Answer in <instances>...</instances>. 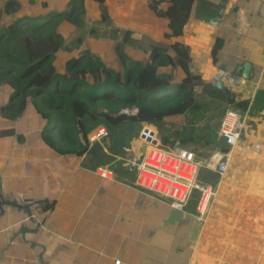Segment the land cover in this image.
Here are the masks:
<instances>
[{
    "label": "crops",
    "instance_id": "0c3cea01",
    "mask_svg": "<svg viewBox=\"0 0 264 264\" xmlns=\"http://www.w3.org/2000/svg\"><path fill=\"white\" fill-rule=\"evenodd\" d=\"M9 1L17 5L4 12L0 29L81 7L82 25L62 18L57 28L66 42L57 53L62 63L89 52L120 71L124 51L152 59L142 48L144 37L169 46L168 21L154 10L155 0H0L2 11ZM178 40L190 47V69L205 84L196 95L207 116L196 134L207 139L216 132L207 158L228 157L207 213L191 200L177 208L138 184L129 161L146 146L131 123L84 119L87 135L80 140L87 150L58 151L31 106L20 118L5 117L9 92L0 88V264H264V110H238L246 125L234 147L217 131L228 108L264 90V0H195ZM169 54L176 57L172 49ZM246 63L252 65L247 78L240 70ZM186 119L148 123V130L163 143L181 139ZM101 127L108 134L91 142Z\"/></svg>",
    "mask_w": 264,
    "mask_h": 264
},
{
    "label": "trees",
    "instance_id": "16d2710c",
    "mask_svg": "<svg viewBox=\"0 0 264 264\" xmlns=\"http://www.w3.org/2000/svg\"><path fill=\"white\" fill-rule=\"evenodd\" d=\"M194 4L195 0H155L154 10L168 21L164 37L171 44L161 46L144 37L142 48L152 59L144 62L122 54L123 70L120 71L89 52L71 58L65 65V73L59 71L56 55L63 37L57 28L62 18L82 25L80 6L61 15L22 18L3 26L0 29V88L9 92L5 117L20 118L31 106L46 122L44 136L58 151L87 150V144L80 140V135H87L84 119L110 125L154 124L187 115L186 127L190 134L180 139V144L193 142L196 125L203 123L207 116L200 109L196 95V90L205 84L190 69V47L178 39L184 34ZM12 5L17 3L9 1L4 11L0 9V20L4 12L14 9ZM216 48L220 50L221 40ZM170 49L176 57L169 54ZM161 65H170L173 69L162 75ZM176 68L183 73L181 80L177 78ZM233 107L242 112L248 110L251 115L260 113L264 110V90L258 91L252 101L243 100ZM126 108H135V111H122ZM176 143L171 141L173 145ZM209 173L213 180L207 179L206 185H216L220 175L207 171V176Z\"/></svg>",
    "mask_w": 264,
    "mask_h": 264
},
{
    "label": "built area",
    "instance_id": "2783aa9c",
    "mask_svg": "<svg viewBox=\"0 0 264 264\" xmlns=\"http://www.w3.org/2000/svg\"><path fill=\"white\" fill-rule=\"evenodd\" d=\"M240 19L245 23L246 13L239 12ZM245 119L239 111L228 108L219 128V135L225 142L234 147L245 129ZM108 134L105 127L99 128L90 138L91 142ZM130 168L138 175V184L148 191L155 192L169 198L178 208H184L191 200L194 192H199L198 211L205 215L217 195V191L210 186H204L199 181L203 168L201 161L193 150L177 148L168 151L151 144L141 156H135L130 161ZM228 167L227 162L218 163V171L224 175ZM101 175L106 176L105 173ZM207 210V211H206ZM116 261V264H119Z\"/></svg>",
    "mask_w": 264,
    "mask_h": 264
},
{
    "label": "rangeland",
    "instance_id": "374dc122",
    "mask_svg": "<svg viewBox=\"0 0 264 264\" xmlns=\"http://www.w3.org/2000/svg\"><path fill=\"white\" fill-rule=\"evenodd\" d=\"M138 27H141L140 26V24L138 23ZM73 43V42H72ZM71 43V44H72ZM169 44H171V42H169ZM62 45H64V47L66 46V42L65 41H63V43H62ZM62 45H61V47H62ZM61 50V49H60ZM145 53V52H144ZM122 54H126V51H124ZM146 54V53H145ZM147 55V54H146ZM148 56V55H147ZM99 57H101V56H99ZM102 59H103V57H101ZM131 58H135V59H142L144 62H146V61H148V59L146 58V56H144V55H142V58H140V57H131ZM121 59H122V57H121ZM56 60H57V63H58V65H59V71L60 72H64L65 73V65H66V63L70 60V59H68L67 60V62H65V63H62L63 62V58H61V57H58V55H56ZM104 60V59H103ZM105 62V64L107 65V66H110V67H112V68H114V69H116V66L117 65H114V64H112V63H107L106 61H104ZM165 69H166V71H161V73H165V74H167V73H170L171 71H172V69H173V67L172 66H165ZM117 70V69H116ZM168 70V71H167ZM176 74H177V78L179 79V80H181L182 78H183V74H182V71H181V69L180 68H176ZM198 90V89H197ZM196 90V91H197ZM199 90H201V87H199ZM233 108V107H232ZM235 109V108H234ZM237 110V109H236ZM122 111H124V112H130V111H135V108H126V109H123ZM226 113V112H225ZM187 116V115H186ZM187 120H188V117H187V119H186V122H181L182 124H185L186 126H187ZM206 120V119H205ZM172 121V120H171ZM205 122V121H204ZM203 122V123H204ZM211 122L212 123H217V122H219V119L217 118V117H215V116H213L212 117V119H211ZM203 123H200V124H197L196 125V127L198 126V125H201V124H203ZM215 124H213V125H215ZM130 126L132 127V129L134 130V131H136V132H139L140 134H139V136L138 137H140L141 136V133H142V140H141V144L142 145H144V146H146L145 147V150L147 149V147H150L151 146V144H153L151 141H148V139L146 138V137H148V123H143V124H141V125H139V124H134V123H131L130 124ZM155 127V126H154ZM150 129H151V127H150ZM152 129H154V128H152ZM151 129V130H152ZM156 129V128H155ZM154 129V130H155ZM140 130V131H139ZM159 131V129L157 128L156 129V132H158ZM198 131H201L200 129H198ZM218 132H219V130H217ZM190 134V132H189V130H187V134H186V136L185 137H187L188 135ZM219 134V133H218ZM209 135V137L206 139V135H203V133L201 134V133H198L197 135H196V138H194V140H193V142H190V143H188V144H185V145H181L180 144V138H178V137H176V138H173V139H171V140H169L166 144L165 143H163V142H161V141H157V143L155 144V146H159L160 148H162V149H165V150H168V151H175V150H177V148H188V149H190V150H193V151H195V153L197 154V156H198V159H200L201 160V163H202V165H203V163H204V160L207 158V156H208V153H209V155L212 153V149L210 150V148H211V146H209L210 144H211V142L214 140V139H216L217 138V135H216V132L215 133H211V134H208ZM184 138V137H183ZM154 139H157V133H154ZM182 139V138H181ZM173 140H176L177 141V143L175 144V145H173V144H171V141H173ZM225 141V140H224ZM206 142H209L210 144L209 145H205V143ZM223 144H225L226 146L228 145L226 142L224 143L223 142ZM229 146V145H228ZM231 147V146H230ZM220 148V147H219ZM218 151H219V149H218ZM217 152V151H216ZM207 160H208V162H207V164H208V167L206 168V169H204L203 170V172L201 173V178H200V183L202 184V185H206V184H209L208 182H207V179H211V180H213V178L211 177V174L209 173L208 174V176H207V171H209V172H217L220 176H221V178L223 177V175L218 171V165H217V163H220V162H227L228 161V157H226V156H224V157H221V160L219 159V160H217L216 162H214V159H213V157L211 156V158H207ZM211 188H213V189H216L215 188V185H209ZM199 193H195L194 195H193V197H192V199H191V201L190 202H192L193 204H197V206H198V200H199ZM208 217H210V214H209V216ZM207 217V218H208Z\"/></svg>",
    "mask_w": 264,
    "mask_h": 264
},
{
    "label": "water",
    "instance_id": "95a60500",
    "mask_svg": "<svg viewBox=\"0 0 264 264\" xmlns=\"http://www.w3.org/2000/svg\"><path fill=\"white\" fill-rule=\"evenodd\" d=\"M244 69L245 70V77L247 78L248 77V72L250 71V69L252 68V65L250 63H246L243 67H240V70L241 69ZM214 87L216 88H221L220 87V83L217 82L214 84ZM234 100V99H233ZM148 139V141H151L153 144H156L157 143V140L154 139V132L153 131H150L148 130V137H146Z\"/></svg>",
    "mask_w": 264,
    "mask_h": 264
},
{
    "label": "bare ground",
    "instance_id": "6f19581e",
    "mask_svg": "<svg viewBox=\"0 0 264 264\" xmlns=\"http://www.w3.org/2000/svg\"><path fill=\"white\" fill-rule=\"evenodd\" d=\"M178 208V207H177ZM181 209V208H180ZM207 211V210H206Z\"/></svg>",
    "mask_w": 264,
    "mask_h": 264
}]
</instances>
